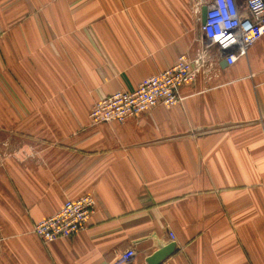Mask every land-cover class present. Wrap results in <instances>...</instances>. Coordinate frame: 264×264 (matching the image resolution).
<instances>
[{"label":"crops","instance_id":"1","mask_svg":"<svg viewBox=\"0 0 264 264\" xmlns=\"http://www.w3.org/2000/svg\"><path fill=\"white\" fill-rule=\"evenodd\" d=\"M210 1L0 0V264H149L172 243L159 264H264V36L229 64ZM183 54L179 103L91 122ZM86 194L87 228L44 243L35 224Z\"/></svg>","mask_w":264,"mask_h":264},{"label":"built area","instance_id":"2","mask_svg":"<svg viewBox=\"0 0 264 264\" xmlns=\"http://www.w3.org/2000/svg\"><path fill=\"white\" fill-rule=\"evenodd\" d=\"M207 7L202 32L225 54L229 64L246 56L249 48L264 36V0H243L242 5L238 0H211ZM197 75L196 63L185 54L180 55L171 67L144 78L136 89L119 90L95 101L90 120L95 125L124 123L158 105L171 107L181 101L180 89L194 82ZM96 206L92 194L67 199L55 214L37 222L34 232L44 243L70 237L87 228ZM135 253L133 248L125 249L111 264H132Z\"/></svg>","mask_w":264,"mask_h":264},{"label":"water","instance_id":"3","mask_svg":"<svg viewBox=\"0 0 264 264\" xmlns=\"http://www.w3.org/2000/svg\"><path fill=\"white\" fill-rule=\"evenodd\" d=\"M207 9V6L203 7L202 9V22H204L206 19ZM174 249L175 243L159 249L148 259L149 264H159L163 259L170 255Z\"/></svg>","mask_w":264,"mask_h":264}]
</instances>
